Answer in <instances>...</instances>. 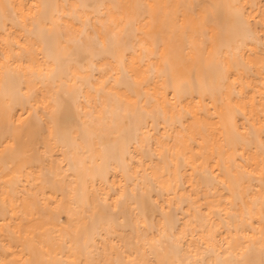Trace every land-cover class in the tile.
<instances>
[{"label":"bare ground","instance_id":"1","mask_svg":"<svg viewBox=\"0 0 264 264\" xmlns=\"http://www.w3.org/2000/svg\"><path fill=\"white\" fill-rule=\"evenodd\" d=\"M0 264H264V0H0Z\"/></svg>","mask_w":264,"mask_h":264}]
</instances>
